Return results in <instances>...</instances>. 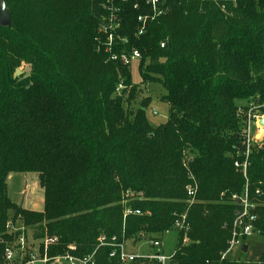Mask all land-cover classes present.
I'll return each mask as SVG.
<instances>
[{"label": "trees", "instance_id": "1", "mask_svg": "<svg viewBox=\"0 0 264 264\" xmlns=\"http://www.w3.org/2000/svg\"><path fill=\"white\" fill-rule=\"evenodd\" d=\"M165 2L166 12L140 33L145 0H6L12 25H0V257L18 235L9 222L31 226L35 238L55 236L51 255L69 245L84 255L101 235L161 238L185 216L172 264H264V252L253 261L221 258L240 209L233 195L245 187L256 206L255 232L264 236V138L251 147L247 178L234 165L245 158L239 109L253 104L264 115V0ZM111 7L118 27L108 46L100 26ZM133 49L142 82L165 89L169 112L160 125L147 119L152 99L139 97L130 64L111 58ZM22 63L29 72L15 77ZM12 172L38 173L42 211L10 199ZM189 185L197 187L193 202ZM110 251L100 247L96 264H124Z\"/></svg>", "mask_w": 264, "mask_h": 264}, {"label": "built area", "instance_id": "2", "mask_svg": "<svg viewBox=\"0 0 264 264\" xmlns=\"http://www.w3.org/2000/svg\"><path fill=\"white\" fill-rule=\"evenodd\" d=\"M127 1V0H121ZM146 4L150 6L149 12L141 14L138 17V21L141 23L140 33L143 32L146 23L149 20H153L166 12L167 5L165 0H145ZM110 13L106 20L101 24L100 30L102 32H108L105 43L109 46L113 43V31L118 27V16L116 14L118 9L114 7L110 8ZM164 46V43L161 44ZM112 59L120 58L122 63L131 64L133 61L140 60L141 54L137 49H133L130 54L123 53L120 56L112 55ZM123 88V84H119L117 91L119 92ZM253 104H249L248 109H239V113L244 118V133L242 136V144L245 146L242 154L244 159H235L234 165L240 170L244 177L247 178L248 158L251 152L252 145L259 139L256 136L255 127H261L259 121L263 117V114L255 112ZM153 113L157 114V111L153 108ZM254 129L255 133L252 135L251 131ZM258 138V139H257ZM197 192V187L189 185L187 187V195L193 202ZM257 195H261L257 191ZM235 201H241L239 203L240 209L236 214L232 222L231 237L228 242V247L221 253L222 259H229V254L235 247H240L241 251L244 245V241L247 237L255 234V221L257 215L255 213V204L250 202L248 188L241 194L233 195ZM139 212V211H136ZM185 216H182L179 220H176L174 229L178 231L183 230L186 232L188 227L184 224ZM9 231L18 232V235L12 241H7L4 251L0 257V264H96L97 263V250L100 247L109 246L111 251L109 257L117 258L122 263L127 264L134 261H141V264L156 260L158 264H172V260L175 254V250L172 253H167L164 250L163 241L161 238L149 239V244L152 247V251L146 255H138L134 252L127 250V241L119 242L117 236L107 238L104 235L99 237V245L91 253L79 255L75 252V246L69 245L64 253L51 255L49 253L50 245L56 243L57 238L55 236L45 235L41 238H35L33 235L29 237L27 230L22 223L13 224L9 222L7 224ZM167 230L166 232H169ZM165 232V233H166ZM183 235L182 242L188 243L189 238ZM236 259V258H230ZM239 259V258H238Z\"/></svg>", "mask_w": 264, "mask_h": 264}, {"label": "rangeland", "instance_id": "3", "mask_svg": "<svg viewBox=\"0 0 264 264\" xmlns=\"http://www.w3.org/2000/svg\"><path fill=\"white\" fill-rule=\"evenodd\" d=\"M139 60L133 61L130 64L132 82L140 85L141 92L139 97L151 96V103L146 108V116L148 121L152 125H160L166 122L169 112V105L161 99V96L165 93V89L159 83H144L142 82L141 73L139 70ZM20 69L21 74L29 72V66L22 63L17 67ZM140 99V98H139ZM245 100H239V104H244ZM153 108L157 111V114L153 113ZM258 136V140L264 138V127ZM252 135L255 131L252 128ZM12 175L8 181V196L14 202H18L22 207L32 211H42L44 204V190L39 183L37 172H12ZM20 202V203H19ZM33 228L29 226L27 228V234L29 237L33 235ZM47 233V232H46ZM50 236V235H49ZM163 241L164 250L167 253H172L179 242V231L177 229L170 230L161 235ZM244 244L248 246L247 251H241L240 247H235L230 258H240L244 261H253L264 252V236L258 233L252 234L247 237ZM127 250L129 252L137 253L138 255H146L153 249L149 244L148 238H143L137 242L134 240L127 241Z\"/></svg>", "mask_w": 264, "mask_h": 264}, {"label": "water", "instance_id": "4", "mask_svg": "<svg viewBox=\"0 0 264 264\" xmlns=\"http://www.w3.org/2000/svg\"><path fill=\"white\" fill-rule=\"evenodd\" d=\"M0 25L2 26H11V13L7 6L6 0H0ZM21 75L20 69H16L14 76L18 77ZM260 125L264 127V116L260 118ZM262 131V130H261ZM241 201H239L240 203ZM242 250L245 252L248 250V246L246 244L243 245Z\"/></svg>", "mask_w": 264, "mask_h": 264}, {"label": "crops", "instance_id": "5", "mask_svg": "<svg viewBox=\"0 0 264 264\" xmlns=\"http://www.w3.org/2000/svg\"><path fill=\"white\" fill-rule=\"evenodd\" d=\"M261 130H262L261 127H258V126L255 127V131H256V136H257V137L260 135ZM12 175H14V173H11V174L9 175L8 179H9ZM7 183H8V181H7ZM10 199H11V198H10ZM16 203H18V202H16ZM19 203H20V202H19ZM130 240H132V239H130Z\"/></svg>", "mask_w": 264, "mask_h": 264}]
</instances>
